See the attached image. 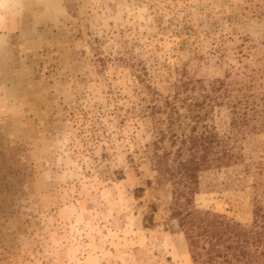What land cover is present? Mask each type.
Masks as SVG:
<instances>
[{"label": "rangeland", "instance_id": "1", "mask_svg": "<svg viewBox=\"0 0 264 264\" xmlns=\"http://www.w3.org/2000/svg\"><path fill=\"white\" fill-rule=\"evenodd\" d=\"M11 45L0 59V264H203L158 182L151 143L166 112L152 106L169 99L184 114L181 79H224L264 115V0H47ZM206 109L202 122L226 135L229 107ZM251 125L235 161L202 171L194 195L245 225L264 207V117Z\"/></svg>", "mask_w": 264, "mask_h": 264}, {"label": "trees", "instance_id": "2", "mask_svg": "<svg viewBox=\"0 0 264 264\" xmlns=\"http://www.w3.org/2000/svg\"><path fill=\"white\" fill-rule=\"evenodd\" d=\"M177 88L173 99L185 106L186 113H180V106L169 99L165 100L166 109L153 105L151 111L152 116L166 112L165 118L155 120L157 134L151 143V157L158 182H168L171 188L170 217L184 232L195 260L200 258L203 264H264L262 205L256 206L248 225L194 205L200 173L235 161L233 143L237 132L256 129L251 122H259L260 116L264 117L260 104L254 99L232 97L234 91L242 93V98L245 92L224 79L212 81L208 86H197L191 79H181ZM245 88L251 90L253 87L246 85ZM188 89L195 95L180 99V91L188 93ZM254 92L252 90L250 96H254ZM222 103L231 113V130L226 135H221L214 125L202 122L209 114L207 106ZM154 211L151 208L144 214L146 226L154 223Z\"/></svg>", "mask_w": 264, "mask_h": 264}, {"label": "clouds", "instance_id": "3", "mask_svg": "<svg viewBox=\"0 0 264 264\" xmlns=\"http://www.w3.org/2000/svg\"><path fill=\"white\" fill-rule=\"evenodd\" d=\"M47 0H0V59L12 47L11 39L20 30L25 15L45 6ZM0 87V93H4ZM4 97L0 95V102Z\"/></svg>", "mask_w": 264, "mask_h": 264}]
</instances>
